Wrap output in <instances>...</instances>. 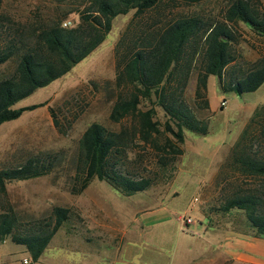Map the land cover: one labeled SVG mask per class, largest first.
<instances>
[{"label": "rangeland", "instance_id": "1", "mask_svg": "<svg viewBox=\"0 0 264 264\" xmlns=\"http://www.w3.org/2000/svg\"><path fill=\"white\" fill-rule=\"evenodd\" d=\"M78 2L0 0V15L7 17L19 29L58 17H65L64 23L68 24L75 17L72 9ZM227 2L201 0L185 4L163 0L137 17L127 32L124 27L132 17V10L117 14L111 19L102 41L84 58L65 74L34 89L9 107L25 109L16 118L0 123V166H14L35 154H51L56 159L51 171L43 176L7 183L4 199L12 204L23 220L46 216L53 205L67 207L69 213L37 258H33L24 245L5 237L0 241V264H110V260L115 258L121 261L117 264H206L212 255H224L225 248L221 242L228 230L234 228L239 231L244 215L239 210L220 212L214 208L222 195L232 189H246L259 183L254 178L242 176L230 163L244 129L246 135L240 144L264 154V128L260 127V119L250 120L255 108L264 105V81L253 91L236 94L220 90L215 77L209 76L204 92L208 108H196L201 99L193 95L194 61L183 97L194 106L199 117L206 118V131H183L184 140L174 163L173 178L167 184L159 183L127 196L96 178L91 179L77 195L70 193L69 188L74 173L77 139L83 129L91 122L109 130L128 129L130 125L128 117L117 122L108 118L117 96L126 95L131 88L124 80L115 83V64L118 56L120 58L126 53L124 47L131 46L130 43L137 40L136 36L178 18L198 17L204 26L219 22ZM249 2L259 14L264 13V0ZM228 25L234 38L231 44L234 60L231 64L245 70L254 60L264 56V36L239 21ZM199 32L196 52L202 45L203 33ZM121 37L123 43L116 54L115 42ZM12 68L13 62L0 64V76ZM44 102L46 105L40 106ZM34 105L35 108L28 109ZM47 105L55 116L57 127L51 122ZM136 137L131 143L135 145L127 149V154L140 159L135 165L138 169L149 170L154 160L153 151L148 145L143 147ZM3 147L9 150L4 151ZM143 174H147L146 171ZM159 202L175 215H170L168 225L171 240L164 238L167 240H163L162 248L152 250L143 242L149 230H135L131 226L141 224L143 211ZM201 207L205 208L206 217L199 213ZM177 215L191 220L183 226L179 218L183 231L175 220ZM199 221L203 222L200 226ZM158 233L157 230L153 232L155 235ZM132 234H139V237L134 238ZM129 245L132 248L127 257L125 250ZM118 248L123 249L119 254ZM252 248L251 259L257 262L252 264H264V245Z\"/></svg>", "mask_w": 264, "mask_h": 264}, {"label": "trees", "instance_id": "2", "mask_svg": "<svg viewBox=\"0 0 264 264\" xmlns=\"http://www.w3.org/2000/svg\"><path fill=\"white\" fill-rule=\"evenodd\" d=\"M162 1L79 0L72 9L75 17L68 24L64 23L65 17H58L21 29L0 15V64L13 62L12 70L0 76V123L16 118L25 109H10L14 102L65 74L95 48L108 32L115 15L132 10V17L124 27L127 32L137 17ZM176 1L193 4L201 0ZM238 21L264 36V13L259 14L249 0H228L219 22L204 26L198 17L178 18L136 36L131 46L124 47L126 53L118 56L115 64V83L124 80L131 88L126 95L117 96L108 118L117 122L128 117L130 125L128 129L109 130L91 122L83 129L77 139L70 193L79 194L93 178L107 182L125 196L159 183L167 184L173 178L174 163L184 140L183 131H206V118L199 117L194 106L183 97L191 64L196 62L193 95L200 97L196 103V108L200 109L208 108L204 92L209 76L215 77L220 90L236 94L253 91L264 81V56L245 70L231 64L234 38L228 24ZM199 30L203 38L201 49L196 52ZM122 43L123 37L115 42L116 54ZM47 109L53 126L57 127L48 105ZM253 119H260V127L264 128V105L255 108L250 117ZM245 135L244 129L230 164L242 176L259 183L246 189H232L222 195L214 210L241 211L244 220L239 231L264 239V154L241 145ZM135 136L143 147L148 145L153 151L154 160L149 170L138 169L135 165L140 159L127 154V149L135 145L131 144ZM55 159L51 154H35L14 166H0V241L8 237L24 245L33 258L39 256L67 218L69 209L53 205L48 215L23 220L4 199L6 184L49 173ZM144 171L147 174H143Z\"/></svg>", "mask_w": 264, "mask_h": 264}, {"label": "crops", "instance_id": "3", "mask_svg": "<svg viewBox=\"0 0 264 264\" xmlns=\"http://www.w3.org/2000/svg\"><path fill=\"white\" fill-rule=\"evenodd\" d=\"M4 151L9 150L7 147H3ZM4 166H9L8 164H3ZM28 180V179H26ZM174 195V193H173ZM195 198V197H194ZM193 198V199H194ZM192 203H194L192 201ZM172 210H169L167 207H165L161 202H159L155 207L146 209L143 211V214L141 216V224L133 225L131 226L132 229L135 230H142L143 228L146 230H149L146 237L143 238L144 245H147V248H151L152 250H155L157 248H162L163 240H171L169 237V223L171 221L170 215L172 214ZM199 213L202 215V217L207 216V212L204 207H201L199 209ZM175 215V213H173ZM189 218V217H188ZM180 223L179 215L175 218ZM191 222V220H190ZM189 222V223H190ZM202 221H199V226L202 224ZM188 224V223H187ZM186 225V224H185ZM209 225V224H207ZM212 225V224H210ZM97 227H101L100 224L96 225ZM131 229V230H132ZM179 229L182 230V225L180 223ZM132 230V231H135ZM159 231L158 234H153L154 231ZM151 231V235H150ZM132 237H139V234L135 235L132 234ZM157 237L158 240H156L155 237ZM167 238V239H164ZM210 239L207 238V241ZM261 244L264 245V239L261 238H254L251 237L248 234L242 233L241 231H237L236 229L232 228L227 231V236L223 238V241L221 242V245L225 248L224 255H212L210 259L208 260V263L206 264H212L215 263V261L220 262L221 264H236V263H257L253 262L251 259V252L252 247L255 246L256 248L261 246ZM211 245V244H209ZM132 245H129L125 252L127 251V257H129L130 251H131ZM123 249L118 248L117 253L119 254ZM155 261L154 259H152ZM119 261L118 259H111L110 264H117ZM168 264V263H167Z\"/></svg>", "mask_w": 264, "mask_h": 264}, {"label": "built area", "instance_id": "4", "mask_svg": "<svg viewBox=\"0 0 264 264\" xmlns=\"http://www.w3.org/2000/svg\"><path fill=\"white\" fill-rule=\"evenodd\" d=\"M195 201V199H193V202ZM180 220L182 221V225L184 226L185 224L189 223L190 222V219L188 217H184V216H180L179 217Z\"/></svg>", "mask_w": 264, "mask_h": 264}]
</instances>
